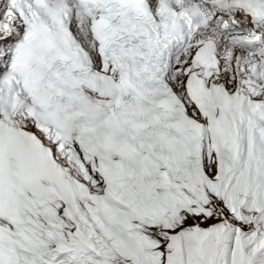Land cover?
Segmentation results:
<instances>
[{
	"label": "snow or ice",
	"instance_id": "obj_1",
	"mask_svg": "<svg viewBox=\"0 0 264 264\" xmlns=\"http://www.w3.org/2000/svg\"><path fill=\"white\" fill-rule=\"evenodd\" d=\"M0 264H264V0H0Z\"/></svg>",
	"mask_w": 264,
	"mask_h": 264
}]
</instances>
